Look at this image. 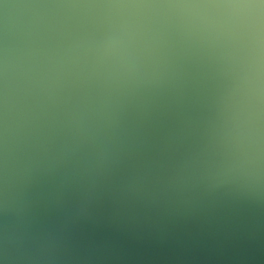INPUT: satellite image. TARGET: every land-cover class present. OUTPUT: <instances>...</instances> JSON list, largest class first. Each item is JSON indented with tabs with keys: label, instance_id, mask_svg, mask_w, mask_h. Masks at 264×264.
<instances>
[{
	"label": "water",
	"instance_id": "obj_1",
	"mask_svg": "<svg viewBox=\"0 0 264 264\" xmlns=\"http://www.w3.org/2000/svg\"><path fill=\"white\" fill-rule=\"evenodd\" d=\"M0 264H264V0H0Z\"/></svg>",
	"mask_w": 264,
	"mask_h": 264
}]
</instances>
